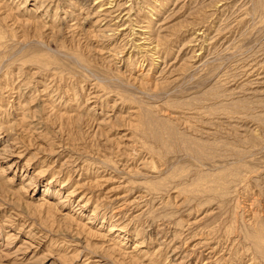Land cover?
Listing matches in <instances>:
<instances>
[{
  "label": "rangeland",
  "instance_id": "rangeland-1",
  "mask_svg": "<svg viewBox=\"0 0 264 264\" xmlns=\"http://www.w3.org/2000/svg\"><path fill=\"white\" fill-rule=\"evenodd\" d=\"M0 264H264V0H0Z\"/></svg>",
  "mask_w": 264,
  "mask_h": 264
}]
</instances>
